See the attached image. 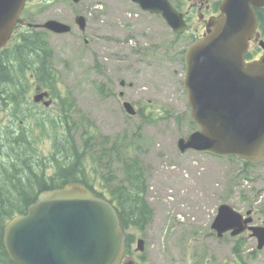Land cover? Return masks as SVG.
I'll list each match as a JSON object with an SVG mask.
<instances>
[{"label": "rangeland", "instance_id": "1", "mask_svg": "<svg viewBox=\"0 0 264 264\" xmlns=\"http://www.w3.org/2000/svg\"><path fill=\"white\" fill-rule=\"evenodd\" d=\"M26 6L24 21L57 19L73 25L69 33L44 30L54 48L59 86L80 109L75 120L84 114L94 122L96 131L110 139L103 144L107 148L122 143L125 135L128 142L136 136L132 152L145 167L146 199L153 209L141 229L143 264H264V247L258 248L250 230L219 236L212 227L223 203L242 214L252 209L254 223L264 225V163L178 147L179 138L200 128L191 124L184 86L182 51L191 33L177 36L162 15L133 0H28ZM77 14L87 17L85 31L75 21ZM120 90L137 114L117 97ZM137 136L143 137L138 145ZM52 148L50 138L39 142L45 156ZM108 163L90 176L94 187L111 198L109 189L122 181L123 170L119 162ZM53 172L51 166L48 173ZM237 238L244 242L242 258L234 252Z\"/></svg>", "mask_w": 264, "mask_h": 264}, {"label": "water", "instance_id": "2", "mask_svg": "<svg viewBox=\"0 0 264 264\" xmlns=\"http://www.w3.org/2000/svg\"><path fill=\"white\" fill-rule=\"evenodd\" d=\"M26 1L0 0V49L10 40ZM133 1L144 10L162 14L175 32L186 29L183 13L170 0ZM259 6H264V0H224L223 14L211 18L207 33L186 49L184 86L193 120L200 128L179 138L181 151L264 163V58L246 60L259 25ZM76 22L86 29V16L78 15ZM37 26L56 33L72 30L70 24L57 19ZM260 45L264 47V39ZM48 95V91L38 92L34 100ZM44 102L48 106L52 100ZM124 105L130 114L137 113L130 101ZM252 212L249 209L245 216L223 203L212 227L219 236L251 230L261 249L264 225L252 224ZM4 244L19 264H120L126 231L113 202L83 183L69 182L41 191L26 213L13 217L5 226ZM144 248L145 240L140 238L138 249Z\"/></svg>", "mask_w": 264, "mask_h": 264}, {"label": "trees", "instance_id": "3", "mask_svg": "<svg viewBox=\"0 0 264 264\" xmlns=\"http://www.w3.org/2000/svg\"><path fill=\"white\" fill-rule=\"evenodd\" d=\"M257 15L264 35V11L258 9ZM54 54L48 32L33 26L16 30L0 49V264H19L10 258L4 244L5 225L18 210L27 211L41 191L69 182L83 183L106 196L94 187L90 176L105 162L122 165V181L109 190L125 227L143 229L153 217L146 200L145 168L132 152L136 136L128 142L125 135L122 143L107 148L103 144L110 139L96 131L86 115L81 114L82 120L76 121L74 112L80 109L71 93H64L59 86L60 71L54 64ZM37 84L51 89L54 110L31 100L30 91ZM191 124L196 125L193 120ZM44 138L53 141L48 156L39 149ZM142 139L137 136V145ZM51 166L54 172L49 174ZM102 184L107 186L104 181ZM243 248L244 242L237 238L234 252L239 258Z\"/></svg>", "mask_w": 264, "mask_h": 264}, {"label": "flooded vegetation", "instance_id": "4", "mask_svg": "<svg viewBox=\"0 0 264 264\" xmlns=\"http://www.w3.org/2000/svg\"><path fill=\"white\" fill-rule=\"evenodd\" d=\"M170 1L179 12L184 13L185 19L187 21V30L185 31V34L191 33L192 41L205 34V32L208 30V22L211 18H218L222 15V4L224 2V0H170ZM259 9L264 11V6H262ZM25 23L26 22L24 21V19H22L21 16V19L19 20V23L17 24L15 31L25 27L24 26ZM262 38L263 36L261 33H257L253 36L250 45L251 56L248 58L249 60L255 58H264V49L259 44V40ZM33 88L35 92L43 91L45 89L39 85H34ZM49 93L50 96H52L51 89ZM124 95H122L120 90L118 91L117 97L123 98V100L125 101L126 97H124ZM38 103L44 105V100ZM18 211L19 212L17 214L26 212L23 210H18ZM125 230L127 233L126 236L127 244H126V250L124 252L120 264H143L144 255L143 253L137 250L138 248L137 243L139 239L143 237L144 234H142L141 229H137V226L134 225H129L125 227Z\"/></svg>", "mask_w": 264, "mask_h": 264}]
</instances>
